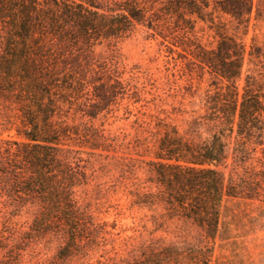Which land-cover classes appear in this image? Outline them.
Returning <instances> with one entry per match:
<instances>
[{
	"label": "trees",
	"instance_id": "obj_1",
	"mask_svg": "<svg viewBox=\"0 0 264 264\" xmlns=\"http://www.w3.org/2000/svg\"><path fill=\"white\" fill-rule=\"evenodd\" d=\"M252 20L264 23V0H0V125L19 138L0 141V264H31L24 253L31 234L62 231L66 249L98 233L75 189L89 180L83 162L108 156L96 150L152 152L147 161L118 160L129 178L146 165L147 177L132 182L133 203L207 237L218 230L224 196L264 201V37L249 45L242 38ZM200 22L214 45L201 42ZM139 30L183 63L186 91L194 95L192 79L205 76L209 88L203 111L184 128L157 116L147 136L126 140L91 122L125 98L140 100L138 67H127L116 48ZM229 158L226 175L220 168ZM24 208L33 216L29 230L13 220ZM190 250L148 247L134 264H209L204 247Z\"/></svg>",
	"mask_w": 264,
	"mask_h": 264
},
{
	"label": "rangeland",
	"instance_id": "obj_2",
	"mask_svg": "<svg viewBox=\"0 0 264 264\" xmlns=\"http://www.w3.org/2000/svg\"><path fill=\"white\" fill-rule=\"evenodd\" d=\"M254 22L252 20L248 32L242 36L247 45L254 35L259 40L264 37V23L259 21L254 26ZM195 30L202 43L214 45V32L206 24L198 23ZM159 41L146 39L145 32L139 30L117 44L122 62L127 67H138L136 81L141 88L140 100L133 102V99H123L107 118L99 116L92 120L95 127L104 129L110 135H127V140L147 136L145 128L154 127L157 116L165 117L166 121L182 129L193 111H203L200 99L209 88L207 76L202 80L192 79L191 92L195 94L191 95L185 90L188 80L181 69L183 63L166 56L165 47ZM96 51L103 49L98 47ZM202 137H209V132L203 130ZM7 139L19 138L14 129L4 130L0 125V141ZM149 145L152 146V143ZM231 148L232 143L230 151ZM95 152L108 156H93L89 159L90 163L83 162L87 165L89 180L75 189L80 201L89 205V214L98 233L90 239L85 238L79 247L69 246L66 249H61L67 241L62 231L48 230L42 234L28 235L24 244L26 263L134 264V258L142 256L145 248L159 251L174 245L182 252L204 247L209 264H264V201L224 196L219 206L218 230L214 236L207 237L190 222L162 216L163 210L160 208L133 203L134 196L130 193L134 188L132 182L147 177L146 165L140 163L134 176L129 178L122 175L117 166L118 160L128 156L147 161L154 159L152 152L145 153L142 148ZM261 155L258 149L255 156ZM82 156L88 158L86 154ZM231 160L229 158L226 168H220L226 175L231 168ZM143 186L141 191L148 189V183ZM13 220L22 225V229L29 230L33 216L24 208ZM2 221L0 213V229ZM153 264L166 263L154 258Z\"/></svg>",
	"mask_w": 264,
	"mask_h": 264
}]
</instances>
